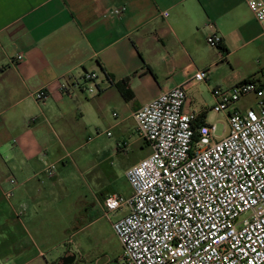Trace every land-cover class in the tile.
<instances>
[{
    "label": "crops",
    "instance_id": "0c3cea01",
    "mask_svg": "<svg viewBox=\"0 0 264 264\" xmlns=\"http://www.w3.org/2000/svg\"><path fill=\"white\" fill-rule=\"evenodd\" d=\"M213 35L226 51L208 41ZM201 69L209 78L191 81L185 108L198 123L216 124L215 115L226 114L209 109L212 88L264 75V24L245 0H0V264H55L68 251L77 258L75 222L93 203L66 161L88 146L102 149L106 130L117 149L147 145L150 154L136 132V110ZM87 71L98 75L93 95L81 81ZM63 76L75 83L71 94L60 90ZM40 89L42 101L34 96ZM105 195L95 194L97 208ZM72 198L75 221L57 224L69 217ZM61 229L66 247L48 259L39 236Z\"/></svg>",
    "mask_w": 264,
    "mask_h": 264
},
{
    "label": "built area",
    "instance_id": "2783aa9c",
    "mask_svg": "<svg viewBox=\"0 0 264 264\" xmlns=\"http://www.w3.org/2000/svg\"><path fill=\"white\" fill-rule=\"evenodd\" d=\"M245 2L264 24V0ZM208 41L218 47L221 38ZM22 59L18 54L17 61ZM97 77L93 71L81 77L92 95L100 90ZM208 78L209 70H198L134 114L136 132L152 151L127 169L129 197L111 193L100 202L102 216L110 220L126 210L111 220L122 244L118 264H264V75L212 88L209 109L226 114L220 137L215 123H198L185 108L187 86ZM74 84L63 76L60 90L71 94ZM34 96L42 101L47 95L40 89ZM250 96L256 107L237 106Z\"/></svg>",
    "mask_w": 264,
    "mask_h": 264
},
{
    "label": "rangeland",
    "instance_id": "374dc122",
    "mask_svg": "<svg viewBox=\"0 0 264 264\" xmlns=\"http://www.w3.org/2000/svg\"><path fill=\"white\" fill-rule=\"evenodd\" d=\"M242 68V67H241ZM220 73H223L222 70ZM243 108L253 106L256 107V98L254 96L247 97L242 102H237ZM216 131L215 134L220 137L224 133L225 128V116L223 114L215 115ZM112 132V131H111ZM115 134L109 135L103 132L99 136L98 143H103L102 149H97L91 145L86 149L73 152L72 157L67 161V170H70V178L77 182L78 191L88 196L89 201H92V207L84 212L83 219H77L75 224L79 230L73 235L74 244L73 247L78 249L76 264H95L94 262H85L81 260L80 255H83L85 259L94 257L101 258V264H118L117 258L122 254V244L114 232L111 220H115L125 213L124 210H120L117 214L111 216V220L102 216L101 209L96 207L95 194H111L118 193L124 197H129L132 194V187L128 181L126 172L136 161L144 157L149 152V147L145 145L143 148L140 146H133L128 149H117ZM93 144V143H92ZM98 163V167L91 171H86V166ZM62 163L59 164L61 169ZM83 174L79 175V171ZM66 206L70 209V215L68 218H59L56 221L57 224L62 226L69 222H74L73 212L76 208V204L72 201H68ZM90 206V205H89ZM59 227V225H57ZM53 235H40L39 237L44 240L43 249L46 252V257L52 259L55 254L62 252L66 247L63 240L68 238L69 235L65 232H58ZM55 243L56 247L49 250V246ZM68 245V244H67Z\"/></svg>",
    "mask_w": 264,
    "mask_h": 264
},
{
    "label": "water",
    "instance_id": "95a60500",
    "mask_svg": "<svg viewBox=\"0 0 264 264\" xmlns=\"http://www.w3.org/2000/svg\"><path fill=\"white\" fill-rule=\"evenodd\" d=\"M75 258H76L75 254H71V255H68V256H63L61 258V260H59L55 264H72L75 261Z\"/></svg>",
    "mask_w": 264,
    "mask_h": 264
},
{
    "label": "trees",
    "instance_id": "16d2710c",
    "mask_svg": "<svg viewBox=\"0 0 264 264\" xmlns=\"http://www.w3.org/2000/svg\"><path fill=\"white\" fill-rule=\"evenodd\" d=\"M218 47L221 48L223 51H226V48L223 47L221 43H219ZM122 93L125 96V98H130L132 96L131 92L124 88L122 89Z\"/></svg>",
    "mask_w": 264,
    "mask_h": 264
},
{
    "label": "flooded vegetation",
    "instance_id": "af4514ba",
    "mask_svg": "<svg viewBox=\"0 0 264 264\" xmlns=\"http://www.w3.org/2000/svg\"><path fill=\"white\" fill-rule=\"evenodd\" d=\"M68 255H71V253H70L69 251L66 252L63 256H68ZM63 256H62V257H63ZM62 257H61V258H62ZM61 258H60L59 260H61Z\"/></svg>",
    "mask_w": 264,
    "mask_h": 264
}]
</instances>
